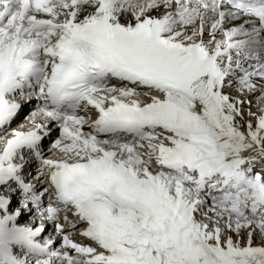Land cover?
I'll list each match as a JSON object with an SVG mask.
<instances>
[{"label": "snow or ice", "instance_id": "6c2138e0", "mask_svg": "<svg viewBox=\"0 0 264 264\" xmlns=\"http://www.w3.org/2000/svg\"><path fill=\"white\" fill-rule=\"evenodd\" d=\"M0 264H264V0H0Z\"/></svg>", "mask_w": 264, "mask_h": 264}]
</instances>
